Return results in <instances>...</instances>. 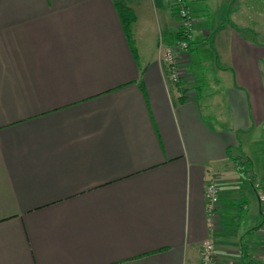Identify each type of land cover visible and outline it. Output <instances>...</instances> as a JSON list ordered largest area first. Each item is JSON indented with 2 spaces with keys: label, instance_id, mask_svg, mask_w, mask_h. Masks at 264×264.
I'll list each match as a JSON object with an SVG mask.
<instances>
[{
  "label": "crops",
  "instance_id": "1",
  "mask_svg": "<svg viewBox=\"0 0 264 264\" xmlns=\"http://www.w3.org/2000/svg\"><path fill=\"white\" fill-rule=\"evenodd\" d=\"M183 2L174 85V0H0V264H264V0Z\"/></svg>",
  "mask_w": 264,
  "mask_h": 264
},
{
  "label": "built area",
  "instance_id": "2",
  "mask_svg": "<svg viewBox=\"0 0 264 264\" xmlns=\"http://www.w3.org/2000/svg\"><path fill=\"white\" fill-rule=\"evenodd\" d=\"M174 3L177 6L178 18V28H181L184 32L185 39L179 40L176 42L175 46L167 47L163 52V61L166 66V72L169 79V82L177 85L181 78L182 63L185 59V56L189 53V44L193 35V17L184 5L183 0H174ZM174 4V5H175ZM218 186L217 183L212 181L208 183L205 189V198L208 205V210L213 212L218 203ZM260 202L263 205L264 212V188L259 194ZM259 232L262 238V253L261 261L264 263V221L259 228ZM214 261V248L211 240H206L202 247L201 253V264H212Z\"/></svg>",
  "mask_w": 264,
  "mask_h": 264
},
{
  "label": "trees",
  "instance_id": "3",
  "mask_svg": "<svg viewBox=\"0 0 264 264\" xmlns=\"http://www.w3.org/2000/svg\"><path fill=\"white\" fill-rule=\"evenodd\" d=\"M184 5H185V3H184ZM186 7H188V6H186ZM176 8H177V6L175 4L174 5L175 12H176ZM118 10H119V14H120V16H121V18L123 20L125 30L127 31V35H128V37H130L129 28H130L131 24L134 22V17L132 16V14L129 11V9L127 7H125V6H123V5L120 6L118 8ZM185 38H187V37L184 36L183 30L181 28H178V40H182V39H185ZM189 46H190V44H189Z\"/></svg>",
  "mask_w": 264,
  "mask_h": 264
},
{
  "label": "rangeland",
  "instance_id": "4",
  "mask_svg": "<svg viewBox=\"0 0 264 264\" xmlns=\"http://www.w3.org/2000/svg\"><path fill=\"white\" fill-rule=\"evenodd\" d=\"M175 4V3H174ZM178 10L176 9V12H175V15H176V17H177V21L179 22V18H178ZM193 23H194V18H193ZM261 193V190L259 191V194Z\"/></svg>",
  "mask_w": 264,
  "mask_h": 264
}]
</instances>
